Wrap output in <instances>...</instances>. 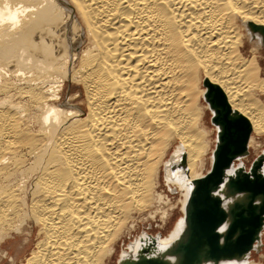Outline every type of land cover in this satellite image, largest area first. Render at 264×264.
<instances>
[{
	"label": "bare ground",
	"instance_id": "6f19581e",
	"mask_svg": "<svg viewBox=\"0 0 264 264\" xmlns=\"http://www.w3.org/2000/svg\"><path fill=\"white\" fill-rule=\"evenodd\" d=\"M17 6L19 23L0 24L2 259L28 232L17 264H109L141 213L169 203L160 175L183 213L209 149L206 95L248 122L249 149L261 143L264 0H0ZM182 227L142 233L114 264Z\"/></svg>",
	"mask_w": 264,
	"mask_h": 264
},
{
	"label": "water",
	"instance_id": "95a60500",
	"mask_svg": "<svg viewBox=\"0 0 264 264\" xmlns=\"http://www.w3.org/2000/svg\"><path fill=\"white\" fill-rule=\"evenodd\" d=\"M211 118L217 126L209 170L192 181L183 227L163 250L151 238L129 264H220L248 259L261 246L264 229V155L246 170L250 126L212 95ZM214 102V104L212 103Z\"/></svg>",
	"mask_w": 264,
	"mask_h": 264
},
{
	"label": "rangeland",
	"instance_id": "374dc122",
	"mask_svg": "<svg viewBox=\"0 0 264 264\" xmlns=\"http://www.w3.org/2000/svg\"><path fill=\"white\" fill-rule=\"evenodd\" d=\"M72 92H73L72 89H68V88L64 89L63 100H65L67 98L68 93H72ZM207 113H208L207 125H208V129H209V132L207 133V135H208V138H210L209 139L210 143H209V149L207 151V154L203 157V162L201 164V171H199L203 175H205L206 172L210 168L209 164H210V157L212 155L211 151H213V149H214L215 145H213V144H215L214 141L216 138V133H215L216 130H214L215 126L211 122V118H212L211 111L210 112L207 111ZM260 141H261V143L256 145V148H255L256 150L254 148L253 149L248 148V155L241 159V162L244 164V167L246 170L249 168L252 161L257 156L261 155L263 150H264V135H262L260 137ZM169 154H170V152L168 151L166 154V157H168ZM159 178L161 180V185H160L158 191H159V193L166 194L167 196H169V199L171 202L169 201V203L167 205L162 204V207L161 206L157 207L159 209L156 211V213L157 212L158 213H157V215L155 214L154 218L145 219L143 214L141 213L140 220L137 221L136 227L134 229L131 228L128 233L123 235L116 242L115 252H113V255L109 261V264H114L116 262V258L118 256L120 250L122 248H125V246L128 243L132 242L135 237L141 235L142 233H146V234L153 236V237H155L157 235L166 236L171 231L175 222L182 216L181 205L179 204L180 202H178L181 199L180 194H182L180 189H178L177 187H173L172 189L167 188L165 186V184L163 183L162 175H160ZM160 207H161V210H160ZM159 211H160V213H159ZM162 211H165L167 213L166 221H164V219L162 218ZM130 227L131 226H129V228ZM263 231H264V229H263ZM263 231L261 234V242H263L261 244L262 246H260L257 251L251 252L250 253L251 256H249L250 260L260 262V264H264V235H263ZM27 234H28V232H25L22 234H16V236H13L11 239H9V241L7 243H5L3 245L2 249H4L5 247H6V249L8 248V252H9L10 256L12 257L13 262L8 260V258L6 260L2 259L1 258V251H0V264H17V262L19 263V260H18L19 258L23 259V257L28 255L29 251L31 250V248L33 246L35 239H34V237H32V238L30 237V239H29V237L27 238Z\"/></svg>",
	"mask_w": 264,
	"mask_h": 264
},
{
	"label": "clouds",
	"instance_id": "9594fccd",
	"mask_svg": "<svg viewBox=\"0 0 264 264\" xmlns=\"http://www.w3.org/2000/svg\"><path fill=\"white\" fill-rule=\"evenodd\" d=\"M23 13L22 6H17L15 9H8L5 7L3 11H0V24H18V17ZM13 17H16L15 23L13 22Z\"/></svg>",
	"mask_w": 264,
	"mask_h": 264
},
{
	"label": "snow or ice",
	"instance_id": "6c2138e0",
	"mask_svg": "<svg viewBox=\"0 0 264 264\" xmlns=\"http://www.w3.org/2000/svg\"><path fill=\"white\" fill-rule=\"evenodd\" d=\"M12 19H13V22L15 23V21H16L17 18L16 17H13Z\"/></svg>",
	"mask_w": 264,
	"mask_h": 264
}]
</instances>
